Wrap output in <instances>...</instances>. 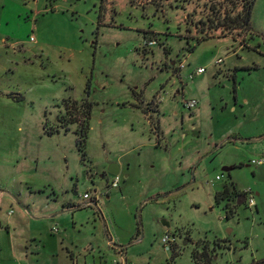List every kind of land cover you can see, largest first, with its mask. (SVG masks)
I'll list each match as a JSON object with an SVG mask.
<instances>
[{
    "label": "rangeland",
    "instance_id": "374dc122",
    "mask_svg": "<svg viewBox=\"0 0 264 264\" xmlns=\"http://www.w3.org/2000/svg\"><path fill=\"white\" fill-rule=\"evenodd\" d=\"M234 2L0 0V264H264V0L208 28Z\"/></svg>",
    "mask_w": 264,
    "mask_h": 264
},
{
    "label": "trees",
    "instance_id": "16d2710c",
    "mask_svg": "<svg viewBox=\"0 0 264 264\" xmlns=\"http://www.w3.org/2000/svg\"><path fill=\"white\" fill-rule=\"evenodd\" d=\"M227 2H233V0H225ZM235 3V2H234ZM236 4V3H235ZM212 7V8H211ZM210 7V14L208 16L207 24L208 28L213 29L218 27V24H223L226 26V28L234 30H237V34H242L247 31L252 30V24H251V17H252V11L254 7V0H241L240 3L233 5V7H237L238 11L234 13L232 10H224V13L219 9L221 8V5L218 8L213 7V5ZM198 42L204 41L205 35H201L200 38H195ZM195 46H191L190 50H193ZM88 108V120L91 113V103L87 106ZM85 124V129H86ZM83 126V125H82ZM231 140V139H230ZM81 144L82 142H79ZM81 147V146H80ZM228 191L227 186H225L221 191L216 192L215 198L217 201L221 200V197L225 195V193ZM241 196V195H240Z\"/></svg>",
    "mask_w": 264,
    "mask_h": 264
},
{
    "label": "built area",
    "instance_id": "2783aa9c",
    "mask_svg": "<svg viewBox=\"0 0 264 264\" xmlns=\"http://www.w3.org/2000/svg\"><path fill=\"white\" fill-rule=\"evenodd\" d=\"M33 39L34 38L31 36L30 37V40H33ZM154 43H155L154 41H151L150 42V44H154ZM220 61H221V59L218 60V62H220ZM184 67L185 66H184V63L183 62H181L179 64V66H178V68H180V70H182ZM205 70L206 69L204 67H199L194 74H192V73L189 74V78L191 79V78H193L196 75H201V74H203L205 72ZM197 104H198V102L195 99H191V100H188V101L184 102V106L187 107L188 109L195 108L197 106ZM251 163L252 164H255V165H262V164H264V156H262L261 158L256 159V160H252ZM216 178L217 179H220L221 177L220 176H217ZM118 183H119V175H114V178H113L112 182L109 183V187L111 186L112 188H117L118 187ZM83 199L85 201H89L90 200L89 193H84ZM249 205L250 206L251 205L252 206L254 205V200L252 198L249 200ZM12 212L13 211L11 210L10 213H12ZM171 240H173V239H171ZM162 241L165 244L170 242V237H169V235L167 233L163 237Z\"/></svg>",
    "mask_w": 264,
    "mask_h": 264
},
{
    "label": "water",
    "instance_id": "95a60500",
    "mask_svg": "<svg viewBox=\"0 0 264 264\" xmlns=\"http://www.w3.org/2000/svg\"><path fill=\"white\" fill-rule=\"evenodd\" d=\"M232 168L231 167H224V171H230ZM120 172V166L116 163H111V165L108 167V173L113 174V175H118ZM246 200V195H241L237 199V203L243 204ZM164 225L168 226V223H163Z\"/></svg>",
    "mask_w": 264,
    "mask_h": 264
},
{
    "label": "crops",
    "instance_id": "0c3cea01",
    "mask_svg": "<svg viewBox=\"0 0 264 264\" xmlns=\"http://www.w3.org/2000/svg\"><path fill=\"white\" fill-rule=\"evenodd\" d=\"M263 54V53H262ZM230 75H231V73H230ZM260 134H255V135H250V136H245L244 137V139H252V138H254L255 136H259ZM87 202H89V201H87Z\"/></svg>",
    "mask_w": 264,
    "mask_h": 264
},
{
    "label": "flooded vegetation",
    "instance_id": "af4514ba",
    "mask_svg": "<svg viewBox=\"0 0 264 264\" xmlns=\"http://www.w3.org/2000/svg\"><path fill=\"white\" fill-rule=\"evenodd\" d=\"M179 93V92H178ZM245 203V202H244ZM238 204V203H237ZM239 205V204H238ZM241 205V204H240ZM165 223H168V222H165ZM169 224V223H168ZM166 226V225H165ZM166 227H169V225L168 226H166ZM174 235V234H173ZM174 238H175V236H174ZM175 242H176V239H175Z\"/></svg>",
    "mask_w": 264,
    "mask_h": 264
}]
</instances>
